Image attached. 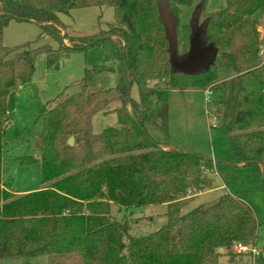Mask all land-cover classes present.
<instances>
[{
    "label": "trees",
    "instance_id": "1",
    "mask_svg": "<svg viewBox=\"0 0 264 264\" xmlns=\"http://www.w3.org/2000/svg\"><path fill=\"white\" fill-rule=\"evenodd\" d=\"M194 1L165 0L177 21L179 56L187 53L190 36V26L180 23V7ZM207 1L200 0L198 19L204 16L205 42L217 48V58L206 72L186 76L171 70L158 0H0V155L9 90L30 81L37 56L45 57L47 69H57L61 57L110 40L120 59L116 69L95 66L86 74L116 73L114 87L90 90L81 84L79 93L41 110L40 161L19 162H38L44 187L14 196L0 184V260L218 264L219 249H252L259 226L234 195L216 191L188 207L217 163L162 150L167 144L151 136L166 132L170 91L208 88L215 95L209 114L228 134L235 164L255 168L264 192V36L258 32L260 20L264 30V0H225L215 12L206 11ZM102 6L114 9L117 26L93 37H61L58 14ZM10 21L39 24L58 48L4 47L2 33ZM220 73L227 75L219 78ZM152 81L166 86L152 88ZM132 86L137 101L130 97ZM154 205L164 207L165 222L143 236H131V223L111 214L112 206L132 214Z\"/></svg>",
    "mask_w": 264,
    "mask_h": 264
},
{
    "label": "rangeland",
    "instance_id": "2",
    "mask_svg": "<svg viewBox=\"0 0 264 264\" xmlns=\"http://www.w3.org/2000/svg\"><path fill=\"white\" fill-rule=\"evenodd\" d=\"M162 10V23L170 30L175 22L166 6L165 0H158ZM200 0H195L189 8L180 7L181 24L191 25L197 21L200 28L204 16H200ZM225 7V0H208L207 12H215ZM60 35L66 37L98 36L109 28L117 26L114 9L110 6L73 9L68 14H58ZM258 32L263 39L264 30L259 21ZM183 41V40H182ZM184 42V41H183ZM30 43L29 50L48 46L52 50L58 48V42L43 34L39 24L35 22L10 21L3 29L2 45L15 48ZM64 45L67 40L62 39ZM120 63L118 50L113 41L104 40L97 46L72 52L61 57L57 69L45 67V57L39 55L34 63L30 81L16 83L9 90L6 99L7 114L3 124L1 148L0 184L1 187L19 196L42 189L40 183V164L38 162L22 166L20 158L26 157L40 161V136L42 133L41 110L52 108L80 92L81 84L90 90L94 88H111L116 85V73L88 75L95 66H108L116 69ZM261 71L264 78V50L261 53ZM214 64H212L213 66ZM227 74L220 73L219 78ZM152 88L164 89L162 81L149 83ZM211 94L206 100V93ZM130 97L138 100L136 86H132ZM215 104V95L208 89H177L169 92L166 132L160 134L152 131L151 136L165 142L167 148L183 152H192L201 157L220 162L214 172L207 175L205 189L191 198L188 207L202 202L208 195L226 192L237 197L247 205L258 223L257 237L252 249L237 252L235 247L219 249L218 264H264V192L260 173L253 167L235 164V157L230 149L228 134L216 127L217 121L209 114ZM37 147H34L35 143ZM161 205L144 206L132 210V214L112 206L111 214L118 221L126 220L130 224L131 236H143L157 230L164 222ZM0 264H47L46 257L32 259L7 258Z\"/></svg>",
    "mask_w": 264,
    "mask_h": 264
},
{
    "label": "water",
    "instance_id": "3",
    "mask_svg": "<svg viewBox=\"0 0 264 264\" xmlns=\"http://www.w3.org/2000/svg\"><path fill=\"white\" fill-rule=\"evenodd\" d=\"M166 6L168 8L167 3ZM159 14L161 17L162 14L161 9H159ZM171 16L174 18L172 14ZM175 22L176 23L170 30L163 23L165 30V37L168 42L169 64L172 72L180 73L186 76H196L200 73L206 72L212 66V64H214L218 53V50L217 48L214 47V45L212 44L207 45L205 42L206 22H203L200 28H198L197 26V21L191 23L188 51L186 54L181 56H179L177 53L178 49H177V40H176V26H177L176 19ZM73 142H74L73 138H70L67 144L69 146H72ZM37 146L38 143L36 142L34 144V147ZM214 163L218 164L220 162H214Z\"/></svg>",
    "mask_w": 264,
    "mask_h": 264
},
{
    "label": "built area",
    "instance_id": "4",
    "mask_svg": "<svg viewBox=\"0 0 264 264\" xmlns=\"http://www.w3.org/2000/svg\"><path fill=\"white\" fill-rule=\"evenodd\" d=\"M205 93H206V100H208L211 93L209 91H207ZM235 250L237 252H240V251H243V250H247V248L238 245V246L235 247Z\"/></svg>",
    "mask_w": 264,
    "mask_h": 264
}]
</instances>
